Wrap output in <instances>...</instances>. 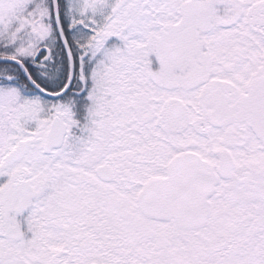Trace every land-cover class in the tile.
<instances>
[{
  "label": "snow or ice",
  "instance_id": "obj_1",
  "mask_svg": "<svg viewBox=\"0 0 264 264\" xmlns=\"http://www.w3.org/2000/svg\"><path fill=\"white\" fill-rule=\"evenodd\" d=\"M0 264H264V0H0Z\"/></svg>",
  "mask_w": 264,
  "mask_h": 264
}]
</instances>
